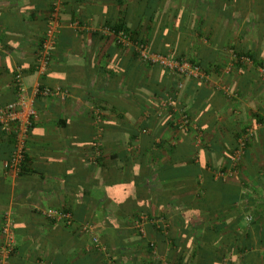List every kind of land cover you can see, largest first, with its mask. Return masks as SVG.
<instances>
[{"label": "crops", "instance_id": "0c3cea01", "mask_svg": "<svg viewBox=\"0 0 264 264\" xmlns=\"http://www.w3.org/2000/svg\"><path fill=\"white\" fill-rule=\"evenodd\" d=\"M51 6L0 0V107L15 98L18 64L29 90H62L36 98L17 174L4 168L14 134L0 127V244L6 211L16 235L9 264H264V0H67L41 75ZM121 21L206 71L184 81L187 129L160 111L175 76L104 33ZM49 207L72 222L51 221Z\"/></svg>", "mask_w": 264, "mask_h": 264}, {"label": "built area", "instance_id": "2783aa9c", "mask_svg": "<svg viewBox=\"0 0 264 264\" xmlns=\"http://www.w3.org/2000/svg\"><path fill=\"white\" fill-rule=\"evenodd\" d=\"M66 0H52V6L48 17V23L45 34L42 38L40 48L37 52L36 68L42 75L52 62V52L54 50L57 36L61 27L60 11ZM104 33L110 34L116 43L124 48H132L145 65H158L163 67L176 81L173 88L166 93L160 102V111H166L173 115L172 125L178 130H185L190 126V113L187 106L179 107L181 104L180 94L184 87V81L187 78L206 80L208 78L206 71L198 61H193L187 57L176 56L171 50L161 52L153 50L150 44L142 38H134L132 34L125 29H113L109 26L103 29ZM264 70V69H263ZM13 86L15 88L14 100L0 107V127L14 134V148L10 157L4 163L5 170L9 173H19L27 152V141L29 131L32 127L33 119L36 116L35 101L38 96L48 98L58 96L62 93L60 87H49L37 83L31 90L24 81L23 69L21 65L16 66L13 77ZM171 115V116H172ZM253 135L252 129H247L239 138L238 145L232 158L238 162L243 156L247 142ZM95 162L96 158H91ZM224 175L225 173H221ZM45 215L54 222H64L70 224L73 220L72 213L65 208L49 207L45 210ZM147 220L144 216L138 223L140 232L144 233L143 223ZM84 231L91 232L93 243L96 246L101 245L99 237L92 233L89 225L84 226ZM2 242L0 244V264H9V259L16 248V235L14 219L6 211L3 215L2 225ZM151 242V246L154 247ZM158 258L155 256L148 264H158ZM162 264H177L163 262Z\"/></svg>", "mask_w": 264, "mask_h": 264}, {"label": "trees", "instance_id": "16d2710c", "mask_svg": "<svg viewBox=\"0 0 264 264\" xmlns=\"http://www.w3.org/2000/svg\"><path fill=\"white\" fill-rule=\"evenodd\" d=\"M67 1V0H66ZM146 13H149V10H146L145 11ZM107 26H109V27H111V28H113V29H116V30H118V29H125V30H127V31H129L131 34H132V36L134 37V38H140L139 37V35H138V32L137 31H132V30H130L129 29V26H127V25H125L122 21L121 22H118V23H108L107 24ZM143 40H145V41H147L145 38H143V37H141ZM148 42V41H147ZM149 43V42H148ZM53 52H54V50H53ZM53 52H52V57H53ZM250 58H252V57H250ZM238 59H240V56L238 57ZM262 64V63H261ZM155 66H158V65H155ZM43 85V84H42ZM46 86V85H45ZM13 148H14V145H13V147H12V150H11V153H12V151H13ZM11 155V154H10ZM27 158V157H26ZM26 158H25V160H26ZM25 160H24V163H25ZM24 163H23V165H24ZM22 169H23V166H22V168H21V170L20 171H22ZM66 210H68V209H66ZM69 211V210H68ZM4 215V214H3ZM3 215H2V217H1V220L3 219ZM141 221V220H140ZM2 223V222H1ZM68 224V223H67ZM160 231H161V229H160ZM147 264H148V262H147ZM177 264H179V263H177Z\"/></svg>", "mask_w": 264, "mask_h": 264}]
</instances>
